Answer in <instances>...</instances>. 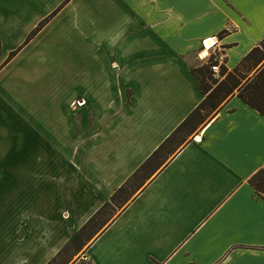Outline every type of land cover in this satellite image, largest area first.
<instances>
[{"label": "crops", "instance_id": "0c3cea01", "mask_svg": "<svg viewBox=\"0 0 264 264\" xmlns=\"http://www.w3.org/2000/svg\"><path fill=\"white\" fill-rule=\"evenodd\" d=\"M215 36L231 71L264 39V0H0V63L21 49L0 71V94L42 75L15 70L24 57L48 67L53 53L59 67L48 74H72L51 91L38 85V98L10 99L14 117L37 119V130L22 122L35 143L26 151H38L55 184L45 185L46 199L28 200L21 211L12 206L0 264L51 261L201 104L193 69L208 64L203 40ZM79 96L85 103L70 110ZM263 167L264 114L235 93L125 202L84 257L92 264H264V194L250 183ZM30 207L39 214L36 228Z\"/></svg>", "mask_w": 264, "mask_h": 264}, {"label": "rangeland", "instance_id": "374dc122", "mask_svg": "<svg viewBox=\"0 0 264 264\" xmlns=\"http://www.w3.org/2000/svg\"><path fill=\"white\" fill-rule=\"evenodd\" d=\"M45 25L46 24H44V26ZM53 36L54 39L58 37V35L56 34L50 35V37ZM24 43L25 40L23 41V44ZM56 43L57 41H55V45H57ZM20 50H21L20 48H15L14 50L7 52V54L3 57L4 59L0 63V71H3L7 67V65L11 62V60H13L17 56V54L20 53ZM1 54H2V47L0 45V57L2 56ZM31 55L32 53H29V58L31 57ZM53 55L54 54L52 53V55L49 57L50 62H48V67L46 66V63H43L41 61L38 63L34 62L32 66L33 61L26 60V57L23 58L21 63L20 62L14 63L13 68L15 70L21 68L27 70L32 68L35 69L37 68L35 70L37 72H41L43 70L42 75L36 74L33 77L31 76L28 79L27 85L23 90L13 89L14 90L13 92L10 91L9 88H6L2 92V94H0V237H2V234H4L7 231L10 225L11 215L13 214V210H14L12 207L13 205H16L17 208H19V210L21 211L22 208L25 209L24 207L28 200H30L31 203L33 202L32 204L37 203V200L39 201L44 200L46 199V195L43 192V190H46L45 185L47 184V188H48L50 184H55V182H53L54 181L53 175L49 173V171H47V175L43 174L44 163L38 157V151H34L31 154H27L26 149H28V151L30 150L32 151L33 150L32 147L34 146L35 143H33L32 145L31 144L32 141L30 142V139H28L26 135L25 136L23 135L24 127L22 122L26 118L22 116L14 117L11 114L13 108H11L9 105L10 99L13 96L15 99L20 100L22 96H27V94H30V92L31 93L36 92L37 94L35 95V97L38 98L41 95L40 86L42 87L43 85H45L42 88V93H43L44 89H49L51 87L50 88L51 91L54 85L58 87L59 83L68 84L69 80L72 81L71 78L72 74H70L69 72L65 73L64 76H61L59 78L50 76L48 74L50 70L52 71L54 68L59 67L58 65H56L59 61H57V58ZM14 61L17 62V60ZM72 61L76 65L77 64L81 65L80 62H82V60H79V58L76 57H73ZM82 65H84V63ZM11 67H8V69ZM253 74L254 71L251 73V75ZM19 75L23 76L22 74ZM1 76H3V72H0V77ZM215 79L217 78L215 77ZM222 79L224 78L221 77L220 79L217 80L220 81ZM3 80L6 81L4 78ZM221 93L222 95L224 94L223 91H221ZM221 93L218 94L221 95ZM45 95L46 97L48 96L47 94ZM79 97L80 98L78 99L77 97H75L74 99L71 100V102H69L68 107L70 110L73 109L74 111H76L77 109L82 107V105L85 103V101L82 99L83 97L81 96ZM31 101L32 103L34 102L33 99ZM37 101L38 99L35 100V102ZM213 109L214 108L212 106L208 105L206 108H204L201 111V114L203 115V121L212 118L215 110ZM24 110H26V113H28L27 109ZM23 112L24 111H22V113ZM64 118H65L64 123H67L68 116L64 115ZM26 124H33L34 129L37 130L36 118H32V121L26 119ZM66 126L67 125H64V127ZM46 127H47L46 123L44 127L41 126V128H39L40 133H42V130H44ZM189 133L190 130L187 131L186 133H183L180 137L182 140L176 141L173 144V147L167 150L166 157L163 159L164 161L163 165L169 160V158L173 154L172 152L175 149L177 150L179 146H182V141L184 140V138L188 137ZM158 170L160 169H157L156 171L151 173L149 177L146 178L141 177L138 180H135L130 186H128L127 195H125L123 199H120V201L113 200L111 205V210L109 211L108 215L105 217L107 218L106 220H110L109 218H114L115 215H117L120 212V210H122L125 202H127L133 196H135L145 186V184L158 172ZM46 177L49 178L46 179ZM30 213H31V219L29 223L35 225L36 228L38 226V222L36 221H38L39 218L34 216H38L39 214L33 211L32 207H30ZM93 230L90 231L91 236L88 235L87 232L83 235L85 240L83 241V243H85V245L82 247L81 250L75 252L76 250V248H74L75 246L74 245L71 246V248L67 250L66 254L62 255L55 261L56 262L55 264H90L89 260L84 257V253L87 247L95 238V235L93 234L99 232L100 229L96 228Z\"/></svg>", "mask_w": 264, "mask_h": 264}, {"label": "trees", "instance_id": "16d2710c", "mask_svg": "<svg viewBox=\"0 0 264 264\" xmlns=\"http://www.w3.org/2000/svg\"><path fill=\"white\" fill-rule=\"evenodd\" d=\"M53 15L54 14H51L49 17L41 21L30 33L27 41L33 38ZM253 71L254 74L251 75ZM193 74L199 79L201 88L205 93V98L201 104L171 133L168 138L165 139L153 154L139 167L133 176L113 194L110 200L107 201L71 237L67 244L47 264H55V261L62 255L66 254L67 250L73 245L75 246L74 248H76L75 252L81 250L85 245V243H83V241H85L83 235L87 232V234L91 236L90 231L96 228L101 230L109 221L106 220L107 218L105 217L111 210L112 201H120V199H123L124 196L127 195L128 186H130L135 180H138L141 177H149L151 173L162 168L164 163L163 159L166 157L167 150L171 149L176 141L182 140L180 138L181 135L189 130L190 135L198 128V125L200 126L205 122V120L203 121L201 111L208 105L216 109L227 97L236 93L244 103L256 109L261 114H264V39L261 44L247 54L240 64L233 70L229 71L225 66H222L220 76H224V79L220 81L217 80L218 78L215 79V75L211 71L209 64L193 69ZM221 91L224 92L223 95ZM218 93H221V95ZM185 141L186 138L182 141V145ZM176 151L177 150L175 149L172 153ZM250 183L259 193L264 194V167L252 176ZM97 233L93 235L96 236ZM89 262L92 264L91 261Z\"/></svg>", "mask_w": 264, "mask_h": 264}, {"label": "built area", "instance_id": "2783aa9c", "mask_svg": "<svg viewBox=\"0 0 264 264\" xmlns=\"http://www.w3.org/2000/svg\"><path fill=\"white\" fill-rule=\"evenodd\" d=\"M215 39L216 41L213 44L209 45V41ZM218 37L207 38L203 40V49L208 51V56L210 58L208 64L210 65L211 71L214 73L215 77L220 79L222 66L225 62V54L222 51L217 52V45H218ZM213 57V58H212Z\"/></svg>", "mask_w": 264, "mask_h": 264}, {"label": "bare ground", "instance_id": "6f19581e", "mask_svg": "<svg viewBox=\"0 0 264 264\" xmlns=\"http://www.w3.org/2000/svg\"><path fill=\"white\" fill-rule=\"evenodd\" d=\"M215 41H216V40L213 39V40H210L208 43H209V45H210V44H213ZM218 41H219V40H218Z\"/></svg>", "mask_w": 264, "mask_h": 264}]
</instances>
